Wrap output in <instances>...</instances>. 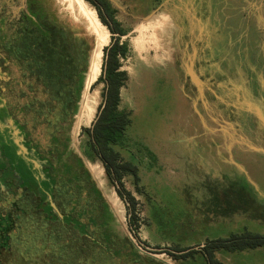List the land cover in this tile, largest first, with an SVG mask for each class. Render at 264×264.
<instances>
[{
	"label": "rangeland",
	"instance_id": "1",
	"mask_svg": "<svg viewBox=\"0 0 264 264\" xmlns=\"http://www.w3.org/2000/svg\"><path fill=\"white\" fill-rule=\"evenodd\" d=\"M107 1L127 30L119 37L127 45V56L120 59V69L127 74L120 108L128 114L130 124L124 135L127 148H113L122 160L137 168V185L130 176L123 180L135 199L134 211L117 194V185L108 181L103 164L81 133L83 127L92 126L103 101L106 85L97 79L104 49L118 35L111 36L86 0H0V41L20 31L22 36L16 42H20V54L23 51L28 57L30 53L35 63L47 64L41 26L56 22L69 27L74 43L61 49L59 56L52 52L58 66L46 69L52 73L64 67L58 63L65 59L61 55H73L79 47L76 39L84 37L89 49L87 69L83 75L80 71L76 111L63 133L68 136L69 150L82 158L109 203L113 217L110 229L131 243L144 264H211L205 256V244L233 236L239 238L238 246L227 242L212 252L218 264H264V241L254 247L241 245L242 235L264 237V43L259 36L251 38L245 32L251 28L259 34L261 23L264 27V0ZM238 14L246 25L241 24ZM2 52L8 56L6 45ZM12 54L16 58L14 51ZM50 60L48 57V64ZM11 70L5 73L0 68V78H7ZM190 71L197 79L192 80ZM30 74L36 98L33 129L46 140L56 129V114L62 115L65 98L58 100L46 89V76ZM25 82L21 88L28 94L33 88ZM60 93L65 96V92ZM16 124L0 98V150L5 151L26 185H34L31 163L35 175L48 188L51 182H43L44 173L39 168L43 161L33 147L28 151L27 144L21 142ZM214 144L221 146L215 148ZM224 144L244 163V170L235 171L227 165ZM15 149H19L18 155H14ZM55 190L56 202L66 210L71 188L59 181ZM30 201L33 210L21 202L12 210L20 219L11 233L9 249L0 253V264H33L38 237L52 244L49 264H80L81 257L91 251L82 238L85 225L68 217L63 219L67 227L57 221L45 222L35 207L36 199ZM77 202L89 205L85 196H79ZM25 208L27 218L22 212ZM51 213H55L53 209ZM135 213L136 234L130 223ZM92 233L100 237L98 229ZM48 247L43 250L48 251ZM188 248L197 252L194 257L174 260V250Z\"/></svg>",
	"mask_w": 264,
	"mask_h": 264
},
{
	"label": "trees",
	"instance_id": "2",
	"mask_svg": "<svg viewBox=\"0 0 264 264\" xmlns=\"http://www.w3.org/2000/svg\"><path fill=\"white\" fill-rule=\"evenodd\" d=\"M86 1L95 7L99 20L108 28L111 36L116 34L118 37L114 38L112 36L113 38L110 44L104 49V62L102 65V71L101 75L97 79L98 82H104L106 85L103 93V101L99 106L92 126L90 128L83 127L81 133L87 138L88 146L103 164L104 172L108 181L111 184L117 185V194L122 199L127 200L130 203V208L134 211L136 204L135 199L126 189L123 180L124 177L130 176L137 185V168L131 162L122 160L119 156V153H117V151H115L113 148L115 145H121L127 148L125 145L127 143H125L126 141L124 135L127 127L130 124L128 114L125 110L120 108V93L127 80L126 72L120 69V59L126 58L127 45L123 42H120L119 37L126 35L127 30L116 20L114 10L110 7V4L107 0ZM241 3H243V1ZM245 10L246 9H243L242 12H245ZM240 12L241 10L239 11V14ZM249 19V21H251L250 17ZM241 20V24L243 23V26L246 25V22L243 20L242 16ZM261 24V28L264 30L263 23ZM41 27L43 28V31L41 30L39 35L43 40H45V44L47 45V50L45 49L47 64L36 62V68L39 71L36 74H40L39 77L46 76V78L44 77V80L47 83L46 89L49 92L52 91L58 100H60V98H65L61 106V113L63 109L62 115L59 113L56 114L58 116V121L55 124V132L53 131L49 136L51 139V145L53 144L52 147H55L54 155L57 157L54 161H52L51 166L52 191L50 194L58 209H61L62 213L64 214L63 217H68V219L76 220L78 223L85 225V230L83 231L84 236L82 238L86 239V241L90 244L91 251L85 256L81 257L80 264H144L142 256L131 245V243L125 237L119 236L110 229L113 217L107 207V204L105 203L100 191L95 186V183L88 170L85 168L81 158L69 150L68 136H66V138L63 133L64 127L69 126L71 122V116L76 111L78 94L75 89L77 86L76 84L81 83V81H78L81 74L80 71H83V75L84 71L87 69L89 49L84 44L85 39L84 37L76 39L79 47L77 48V51L74 50L73 55H71L70 51V53L66 55H61L63 59L65 58V61L61 60L58 61V63H64V67H62L63 69L60 67V69H57V71L48 73L46 69L48 70L50 67L58 68L57 61L55 60L56 62H54L53 60L54 57H52V52L57 53L59 56L61 49L65 47L67 48V45L74 43V38L72 37L73 31H70L68 29L69 27H62L56 22L47 24L46 27ZM262 29L259 28V34H254L255 30L251 32V28H246L245 32L251 38L259 36V40L264 43V31ZM243 32L244 31L242 30L240 33ZM47 56L49 59H51V64H48ZM66 67L68 69H66ZM42 70H45V72H42ZM47 75L49 76L47 77ZM53 76H55V78L52 79ZM59 76H61V79ZM59 82H61V88ZM60 91L65 92V96L62 95ZM53 101H55V99ZM46 104L50 106V103ZM47 105L44 108L47 109ZM59 181H63L72 190V196H70L64 204L66 210L61 207L59 202H56L55 189ZM79 196H85V198L89 199L88 207L81 206L77 202ZM47 209L50 213L52 212V208L48 203ZM51 215L52 216L50 217L49 221L46 222L51 223L57 221L62 225H65L63 224L64 218L59 219L55 213H51ZM53 217H55V219H53ZM130 223L135 227L133 233L136 234V213L135 216L131 217ZM65 226L67 227V225ZM10 228L11 226L6 224L3 227L1 233V237L3 236V238L0 240L2 246H5V250L9 249L8 242L10 238L8 237L9 235L11 236V233L13 232L12 231L10 233ZM94 229L99 230V238L94 237V234L92 233V230ZM40 231L41 230L38 228L37 232ZM7 233L10 234L8 235ZM37 239L38 240L34 242H36L35 247L38 249V252L32 263L49 264L48 257L50 250L52 249L50 245L52 244L50 242L48 244V251H44L43 248L48 246L47 240L40 237ZM102 239H105L107 242L102 241ZM238 239L239 238L237 236H233L229 240L223 242L218 241L212 245L206 243L205 256L207 255L206 258L208 262L211 264H218V261L212 257V252L226 246L227 244L225 243L227 242L229 246L236 247L239 245L236 243V240ZM241 240L242 247H254L260 243V241H264V237L246 234L242 235ZM39 244L42 246L41 249ZM211 248L213 249L212 251H210ZM196 253L197 252L189 248L174 250L173 257H175L174 260L179 258L194 257Z\"/></svg>",
	"mask_w": 264,
	"mask_h": 264
},
{
	"label": "flooded vegetation",
	"instance_id": "3",
	"mask_svg": "<svg viewBox=\"0 0 264 264\" xmlns=\"http://www.w3.org/2000/svg\"><path fill=\"white\" fill-rule=\"evenodd\" d=\"M21 36V32L18 31L14 37L9 38L6 41H0L1 71L3 70L5 73L11 69V71H13L11 75L7 76V78H0V98L4 102L7 112L17 123L16 125L21 131V142L27 144L28 151L30 150L29 147H33L40 157V160L43 161L39 165V168L44 173L43 182H51L52 161L57 158L54 155L55 147H52L53 144L51 145V139L49 137L44 140L39 133H35L36 128L33 129L34 125L32 122L35 118L36 98L35 88L30 86L31 80L28 77L32 76L30 73L35 75V73L39 71L35 68L34 64L36 63L34 58H31L30 53L28 57H25L23 51L22 54H20L21 48L17 47L20 42H18V44H16V42L18 39L20 40ZM5 45L7 47L8 56H5L2 52ZM12 51L17 54L15 55L16 58H14ZM24 82L28 83L29 88H33L28 94H25L24 89L21 88V85H24ZM18 110H21V112L19 113ZM13 141L15 140L13 139ZM18 153L19 149H15L14 155H18ZM28 166L34 185L25 184L26 180H23L19 173L15 171L10 158L5 155V151L0 150V239L3 238V236L1 237V233L6 224L11 226L10 233L14 231V225L17 218L20 219V215H14L12 210L19 208L20 202L23 203L27 210H33V208H31L32 201H30V198H33L34 201L36 199L35 207L39 211L43 220L45 222L49 221L52 216L47 209V203L49 204L48 195H51L52 186L50 184L48 188L45 187L40 178L33 172L32 164L28 163ZM26 208L22 210L23 214L25 213V218L29 217V214L25 212ZM10 233L7 234L9 235ZM8 238H10V235ZM3 251H5V246H2L0 240V253Z\"/></svg>",
	"mask_w": 264,
	"mask_h": 264
},
{
	"label": "crops",
	"instance_id": "4",
	"mask_svg": "<svg viewBox=\"0 0 264 264\" xmlns=\"http://www.w3.org/2000/svg\"><path fill=\"white\" fill-rule=\"evenodd\" d=\"M238 18L240 20L241 16L238 15ZM248 19V18H247ZM243 28V27H242ZM215 148L221 146V144L218 146V144H214ZM225 147V157H224V161L226 163H228L227 165L232 168L233 170H235V168H238L239 170H244V163L241 160H238L234 155V153L232 152V150H229V145L224 144ZM232 147V146H231ZM256 149V148H255ZM258 152H260L258 149H256ZM262 153V152H261ZM264 154V153H262ZM235 158V159H234ZM236 171V170H235ZM257 177V176H256Z\"/></svg>",
	"mask_w": 264,
	"mask_h": 264
},
{
	"label": "water",
	"instance_id": "5",
	"mask_svg": "<svg viewBox=\"0 0 264 264\" xmlns=\"http://www.w3.org/2000/svg\"><path fill=\"white\" fill-rule=\"evenodd\" d=\"M189 74H190L192 80H193V78L197 79V77L195 76L194 72L190 71ZM79 157H80V156H79ZM80 158H81V157H80ZM81 160H82V158H81ZM82 162H83V160H82ZM83 164H84V162H83ZM84 166H85V164H84ZM85 168H86V167H85ZM95 186L97 187L98 190L100 189V188L98 187L97 184H95ZM99 191H100V190H99ZM100 193H101V195H102V197H103L105 203H106V204H109V203L107 202V200H105V198H104V196H103V194H102L101 191H100ZM48 201H49V204H50L51 208L53 209V211L59 216L60 219H62V218H63V215H62V214L60 213V211L58 210L56 204H55L54 201L52 200L51 195H48Z\"/></svg>",
	"mask_w": 264,
	"mask_h": 264
}]
</instances>
